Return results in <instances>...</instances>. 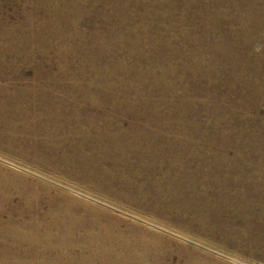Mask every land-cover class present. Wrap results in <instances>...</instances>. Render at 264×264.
<instances>
[{
    "label": "rangeland",
    "instance_id": "374dc122",
    "mask_svg": "<svg viewBox=\"0 0 264 264\" xmlns=\"http://www.w3.org/2000/svg\"><path fill=\"white\" fill-rule=\"evenodd\" d=\"M240 1L0 0V264H264Z\"/></svg>",
    "mask_w": 264,
    "mask_h": 264
},
{
    "label": "bare ground",
    "instance_id": "6f19581e",
    "mask_svg": "<svg viewBox=\"0 0 264 264\" xmlns=\"http://www.w3.org/2000/svg\"><path fill=\"white\" fill-rule=\"evenodd\" d=\"M223 1H224V0H223ZM229 1H230V0H229ZM232 1H233V0H232ZM241 1H242V0H241ZM241 1H240V3H241ZM244 1H245V0H244ZM251 1H252V0H251ZM254 1H255V0H254ZM252 2H253V1H252ZM255 2H256V1H255ZM255 2H254V3H255ZM263 2H264V1H263ZM238 3H239V2H238ZM249 3H250V2H249ZM258 3H259V1H258ZM228 4H229V3H228ZM231 4H232V3H231ZM231 4H230V5H231ZM261 4H262V2H261ZM237 5H238V4H237ZM239 5H240V4H239ZM255 5H257V4L255 3ZM262 5H263V4H262ZM231 6H232V5H231ZM241 6H242V5H241ZM245 6H246V5H245ZM229 7H230V6H229ZM247 7H248V5H247ZM247 7H246V8H247ZM251 7H252V5H251ZM230 8H231V7H230ZM234 8H235V7H234ZM238 8H239V6H238ZM243 8H244V7H243ZM250 9H251V8H250ZM238 10H239V9H238ZM240 10H241V9H240ZM247 10H248V9H246V11H247ZM256 10H257V9H256ZM256 10H254V11H256ZM260 10H261V9H260ZM236 12H237V11H236ZM240 12H241V11H240ZM242 12H243V11H242ZM263 12H264V11H263ZM249 13H250V12H249ZM254 13H255V12H254ZM236 14H237V13H236ZM250 14H253V13L251 12ZM231 15H232V14H231ZM238 15H239V14H238ZM245 15H246V14H245ZM255 15H256V14H255ZM259 15H260V14H259ZM261 15H262V14H261ZM235 17H236V16H235ZM239 17L241 18V14L239 15ZM239 17H238V18H239ZM247 17H248V16H247ZM251 17H252V16H251ZM245 18H246V16H245ZM249 18H250V17H249ZM252 18H253V17H252ZM253 19H254V18H253ZM261 19H262V18H261ZM246 21H247V20H246ZM249 21H250V20H249ZM251 21H252V20H251ZM261 21H263V20H261ZM243 22H245V19H244ZM253 22H254V21H253ZM258 22H259V21H258ZM239 23H240V22H239ZM251 23H252V22H251ZM251 23H250V24H251ZM259 23H260V22H259ZM259 23H258V24H259ZM234 24H235V23H234ZM244 24H245V23H244ZM252 24H253V23H252ZM255 24H256V23H255ZM255 24H254V25H255ZM241 25H242V24H241ZM245 25H246V24H245ZM234 26H235V25H234ZM256 26H257V24H256ZM259 26H260V25H259ZM245 27H246V26H245ZM240 28H241V27H240ZM243 28H244V27H243ZM246 28L248 29V27H246ZM246 28H245V29H246ZM248 30H249V29H248ZM256 30H257V29H256ZM240 31H241V30H240ZM245 31H246V30H245ZM245 31H244V32H245ZM234 32H235V31H234ZM246 32H247V31H246ZM253 32H254V30H253ZM256 32H257V31H256ZM241 33H242V31H241ZM251 33H252V32H251ZM260 33H261V31H260ZM262 33H263V31H262ZM249 34H250V33H249ZM253 34H254V33H253ZM236 35H237V34H236ZM243 35H244V34H243ZM259 35H260V34H259ZM237 36H239V35H237ZM248 36H250V35H248ZM256 36L258 37V34H257ZM245 37H246V36H245ZM259 37H260V36H259ZM261 37H262V36H261ZM183 38H184V37H183ZM243 38H244V37H243ZM243 38H242V36H241V39H240V40H242ZM246 38H247V37H246ZM250 38H251V37H250ZM236 39H237V38H236ZM254 39H255V38H254ZM258 39H259V38H258ZM261 39H262V38H261ZM238 40H239V39H238ZM255 40H256V39H255ZM251 41H252V40H251ZM259 41H260V40H259ZM259 41H258V42H259ZM263 41H264V40H263ZM234 43H235V42H234ZM239 44H240V43H239ZM239 44H238V45H239ZM243 44H244V41H243ZM247 44H248V43H247ZM258 44H259V43H258ZM233 45L236 46V44H233ZM241 45H242V44H241ZM244 45H245V44H244ZM242 46H243V45H242ZM248 46H250V45H248ZM251 47H252V46H251ZM243 48H244V47H243ZM243 48H242V49H243ZM246 48H247V47H246ZM231 49H232V48H231ZM231 49H230V50H231ZM238 49H239V48H238ZM249 49H250V48H249ZM249 49H248V50H249ZM230 50H229V51H230ZM251 50H252V49H251ZM231 51H232V50H231ZM235 51H236V50H235ZM241 51H242V50H241ZM233 52H234V51H233ZM233 52H232V53H233ZM232 53H231V54H232ZM243 53H244V52H243ZM248 53H250V52H248ZM251 53L253 54L254 52H251ZM251 53H250V54H251ZM236 54L238 55V53H236ZM241 54H242V53H241ZM245 54H246V53H245ZM254 54H255V53H254ZM256 54H257V53H256ZM232 55H233V54H232ZM246 55H247V54H246ZM251 56H252V55H251ZM243 57H244V56H243ZM243 57H242V58H243ZM263 57H264V56H263ZM246 58H247V57H246ZM254 59H256V58H254ZM254 61H255V60H254ZM240 62H241V60H240ZM241 63L243 64V62H241ZM248 64H249V62H248ZM260 64H261V63H260ZM249 65H250V64H249ZM256 65H257V64H256ZM239 66H240V65H239ZM247 66H248V65H247ZM253 66H254V65H253ZM260 66H261V65H260ZM241 67H242V66H241ZM262 67H263V66H262ZM230 68H231V67H230ZM235 68H236V67H235ZM258 68H259V67H258ZM238 69H239V68H238ZM238 69H237V70H238ZM259 69H260V68H259ZM237 70H236V71H237ZM227 71H228V69H227ZM229 71H231V70H229ZM238 71H239V70H238ZM247 71H249V70H247ZM247 71H246V74H247ZM252 72H253V70H252ZM257 73H259V72H257ZM262 73H263V71H262ZM225 75H226V74H225ZM262 75H263V74H262ZM247 76H248V75H247ZM228 77H229V76H228ZM228 77H227V78H228ZM233 77H234V76H233ZM238 77H239V76H238ZM244 78H245V77H244ZM257 78H258V77H257ZM233 79H235V78H233ZM237 80H238V79H237ZM239 83H240V82H239ZM246 83H247V82H246ZM241 84H242V83H241ZM260 84H261V83H260ZM256 86H257V84H256ZM256 86H255V87H256ZM259 86H260V85H259ZM249 87H250V86H249ZM256 89H257V88H256ZM250 90H251V89H250ZM258 90H259V89H258ZM260 90H261V89H260ZM252 91H253V90H252ZM254 92H255V91H254ZM250 94H251V93H250ZM262 94H263V93H261L260 95H262ZM255 95H257V94L254 93V96H255ZM258 97H259V96H258ZM263 99H264V98H263ZM263 102H264V101H263ZM77 123H78V122H77ZM34 150H35V149H34ZM260 165H261V164H260ZM221 171H222V170H221ZM214 173H215V172H214ZM233 173H234V172H233ZM229 174H230V172H229ZM229 174H228V175H229ZM219 177H220V176H219ZM188 178H190V177H188ZM209 178H210V177H209ZM213 183H214V182H213ZM240 183H241V182H240ZM230 184H231V183H230ZM211 185H212V184H211ZM178 187H179V186H178ZM214 187H215V185H214ZM154 188H155V187H154ZM167 188H168V187H167ZM186 188H187V187H186ZM218 188H219V187H218ZM225 189H226V188H225ZM248 189H249V188H248ZM194 190H195V189H194ZM244 190H245V189H244ZM254 190H255V189H254ZM257 190H258V189H257ZM116 191H117V190H116ZM149 191H150V190H149ZM152 191H153V190H152ZM195 191H196V190H195ZM209 192H210V191H209ZM220 192H221V191H220ZM149 193H150V192H149ZM215 193H216V192H215ZM225 193H226V192H224V194H225ZM220 195H221V194H220ZM220 195H219V196H220ZM256 195H258V193H257ZM216 196H217V195H216ZM246 196H247V195H246ZM194 197H195V196H194ZM200 197H202V196H200ZM229 197H230V196H229ZM260 197H261V196H260ZM148 198H149V197H148ZM212 198H213V197H212ZM217 198H218V197H216V199H217ZM149 199H150V198H149ZM197 199H198V198H197ZM200 199H201V198H200ZM208 199H209V198H208ZM219 199H220V197H219ZM261 199H262V198H261ZM147 200H148V199H147ZM205 200H206V199H205ZM221 200H222V199H221ZM239 201H240V198H239ZM153 202H154V201H153ZM154 203H155V202H154ZM197 203H199V202H197ZM209 203H210V201H209ZM217 203H218V202H217ZM221 203H222V202H221ZM241 203H242V202H241ZM263 204H264V203H263ZM192 205H193V204H192ZM196 205H198V204H196ZM205 205H206V204H205ZM212 205H213V204H212ZM249 205H250V204H249ZM214 206H215V205H214ZM212 207H213V206H212ZM228 207H229V206H228ZM246 207H247V206H246ZM249 207H250V206H249ZM193 209H194V208H193ZM200 209H201V208H200ZM0 210H1V209H0ZM3 210H4V209H3ZM228 210H229V209H228ZM232 210H233V209H232ZM234 210H235V209H234ZM159 211H161V210H159ZM220 211H221V210H220ZM247 211H248V210H247ZM256 211H257V210H256ZM204 212H205V211H204ZM224 212H225V211H224ZM254 212H255V211H254ZM220 213H221V212H220ZM230 213H231V212H230ZM233 213H234V212H233ZM250 213H251V212H250ZM190 214H191V213H190ZM221 214H222V213H221ZM252 214H253V213H252ZM226 215H227V213H226ZM236 215H237V214H236ZM242 215H244V214H242ZM254 215H255V214H254ZM261 215H263V214H261ZM245 216H246V215H245ZM245 216H244V217H245ZM252 216H253V215H252ZM210 217H211V216H210ZM212 217H213V216H212ZM230 217H231V216H230ZM256 217H258V216H256ZM256 217H253V218H256ZM260 217H261V216H260ZM213 218H214V217H213ZM213 218H212V219H213ZM216 218H217V217H216ZM216 218H215V220H216ZM241 218H242V217H241ZM229 219H230V218H229ZM244 219H245V218H244ZM248 219H249V218H248ZM257 219H258V218H257ZM226 221H227V219H226ZM207 222H208V220H207ZM219 222H220V220H219ZM219 222H217V223H219ZM222 222H223V221H222ZM229 222H230V221H229ZM251 222H252V221H251ZM258 222H260V221H258ZM262 222H263V221H262ZM220 223H221V222H220ZM231 223H232V222H231ZM245 223H246V222H245ZM248 223H249V222H248ZM252 223H253V222H252ZM225 224H226V223H225ZM249 224H250V223H249ZM220 225H221V224H220ZM226 225H227V224H226ZM230 225H231V224H230ZM240 225H241V224H240ZM260 225H261V224H260ZM218 227H219V226H218ZM226 227H227V226H226ZM258 227H259V226H258ZM216 228H217V227H216ZM223 228H224V227H223ZM244 228H245V227H244ZM238 229H240V228H238ZM262 229H263V228H262ZM240 230H241V229H240ZM224 231H225V230H224ZM240 232H241V231H240ZM259 232H260V231H259ZM220 233H221V231H220ZM230 233H231V232H230ZM251 233H252V232H251ZM251 233H250V234H251ZM221 234H222V233H221ZM228 234H229V232H228ZM239 234H240V233H239ZM224 236H225V235H224ZM237 236H238V235H237ZM257 237H259V236H257ZM261 239H262V238H261ZM250 246H251V245H250ZM253 247H254V245H253ZM263 247H264V246H263ZM259 248H260V247H259Z\"/></svg>",
    "mask_w": 264,
    "mask_h": 264
}]
</instances>
